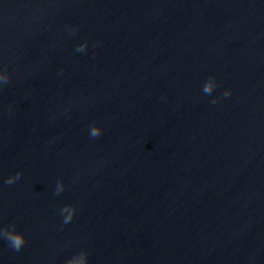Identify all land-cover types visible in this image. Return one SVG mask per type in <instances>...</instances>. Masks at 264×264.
Instances as JSON below:
<instances>
[{
  "label": "water",
  "instance_id": "water-1",
  "mask_svg": "<svg viewBox=\"0 0 264 264\" xmlns=\"http://www.w3.org/2000/svg\"><path fill=\"white\" fill-rule=\"evenodd\" d=\"M0 264H264V0H0Z\"/></svg>",
  "mask_w": 264,
  "mask_h": 264
},
{
  "label": "clouds",
  "instance_id": "clouds-1",
  "mask_svg": "<svg viewBox=\"0 0 264 264\" xmlns=\"http://www.w3.org/2000/svg\"><path fill=\"white\" fill-rule=\"evenodd\" d=\"M210 90V87H205L204 89L205 92H209ZM4 238L7 239L9 244L17 251L22 247L24 243L23 236L19 234H5Z\"/></svg>",
  "mask_w": 264,
  "mask_h": 264
}]
</instances>
